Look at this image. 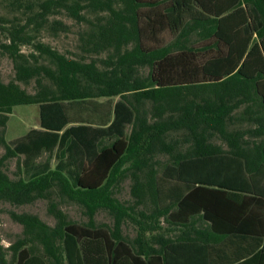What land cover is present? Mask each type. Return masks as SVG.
Returning <instances> with one entry per match:
<instances>
[{"label": "trees", "instance_id": "trees-1", "mask_svg": "<svg viewBox=\"0 0 264 264\" xmlns=\"http://www.w3.org/2000/svg\"><path fill=\"white\" fill-rule=\"evenodd\" d=\"M11 5L25 19L0 23L1 54L14 67L12 80L0 79V201L19 206L56 192L90 219L72 221L52 201L54 226L12 213L23 235L0 243V264H264V0ZM60 14L89 26L80 48L107 51L101 65L34 41L43 29H70L49 20ZM162 31L169 41L146 43ZM31 80L34 92L19 84ZM31 104L38 127L7 141L13 108ZM9 158L20 160L15 179ZM127 177L135 205H149L139 218L110 196ZM99 208L113 213L112 227L92 222ZM125 218L138 225L133 240L122 234ZM162 222L174 234L148 238Z\"/></svg>", "mask_w": 264, "mask_h": 264}, {"label": "rangeland", "instance_id": "rangeland-1", "mask_svg": "<svg viewBox=\"0 0 264 264\" xmlns=\"http://www.w3.org/2000/svg\"><path fill=\"white\" fill-rule=\"evenodd\" d=\"M28 2H36L38 0H23ZM13 0H0V23H3L5 26L15 23L17 21L24 22V15L16 11V7L12 6L11 3ZM90 20L97 15L96 13H91L88 11L83 12ZM55 19L62 20L70 26V29L67 32L57 31L52 32L49 29H43L34 41L41 40L44 43L51 46L53 49L58 51L61 54L69 58H74L76 60L89 61L91 59L97 60L99 63L100 60L107 57L108 52L104 51L100 54H86L80 48V34L88 29L86 23L78 24L73 19L67 17L64 14L51 16L50 21ZM3 25V26H4ZM158 42H155L152 39L146 40V43L149 45H158L163 42H167L171 39V35L168 31H162L157 33ZM5 36L0 32V43L5 42ZM22 51L26 54L33 52L32 45H24L21 47ZM2 50L0 48V79L4 82H8L14 78V67L12 60L6 55L1 54ZM39 62L49 65V61L45 58H39ZM100 64V63H99ZM101 65V64H100ZM147 69H142V73L145 74ZM46 83L49 82L47 78L44 80ZM28 92L35 91L34 80L29 81L28 83H19ZM39 125V106L37 104L31 105H17L13 108L12 113L9 116L5 128V138L7 141L19 137L25 134L32 127H38ZM234 128H242L243 125L236 123ZM219 142L218 140H215ZM4 154V148L0 147V157ZM47 158V153L39 160H45ZM161 158L165 159L164 156ZM20 160L17 158H9L5 161V172L9 175L10 178L15 179L20 171ZM55 164V160H53ZM131 179L125 178L117 183L113 188H110V196L116 199L120 204L125 207H134L133 215L136 218L138 217L139 212H149L148 202L144 204L135 205V197L132 195L131 191ZM57 202V207L68 217V219L78 222L85 223L88 222L90 217L88 212L81 205L72 202L66 198H62L56 192H54L50 199L39 198L30 204L25 205H14L9 202L0 201V243L4 247H8L11 243L15 242L17 239L23 235V226L18 223L14 218L12 213H29L38 216L42 221L48 225L54 226L55 218L49 211V203ZM148 214V213H147ZM92 222L99 226H110L114 224V215L106 208H99L92 217ZM161 230L154 231L153 233L147 232L146 236L151 238L152 234L156 233H165L167 230V225L162 222L160 224ZM173 230V229H172ZM166 232L167 234H173V231ZM121 231L123 236L133 240L138 234V225L129 218H125L122 221ZM7 258H10V253H7Z\"/></svg>", "mask_w": 264, "mask_h": 264}, {"label": "crops", "instance_id": "crops-1", "mask_svg": "<svg viewBox=\"0 0 264 264\" xmlns=\"http://www.w3.org/2000/svg\"><path fill=\"white\" fill-rule=\"evenodd\" d=\"M178 231H176L175 233H177ZM173 234H174V232H173Z\"/></svg>", "mask_w": 264, "mask_h": 264}]
</instances>
